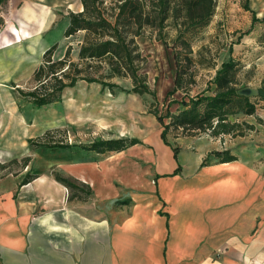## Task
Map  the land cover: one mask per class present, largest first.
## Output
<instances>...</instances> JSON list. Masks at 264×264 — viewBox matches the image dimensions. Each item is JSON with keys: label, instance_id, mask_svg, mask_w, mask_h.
<instances>
[{"label": "crops", "instance_id": "obj_1", "mask_svg": "<svg viewBox=\"0 0 264 264\" xmlns=\"http://www.w3.org/2000/svg\"><path fill=\"white\" fill-rule=\"evenodd\" d=\"M249 7L260 18L264 0H249ZM81 8L7 0L0 82L10 73L6 58L13 66L31 61V69L47 48L58 47L67 24L66 17L56 22L58 10ZM256 115L264 121V113ZM248 124L254 127L179 137L175 158L160 139L162 155L144 164L154 170L127 192L101 175L67 170L90 187V197L68 199L52 175L25 184L0 178V264H264V127ZM212 151L234 159L220 161Z\"/></svg>", "mask_w": 264, "mask_h": 264}, {"label": "rangeland", "instance_id": "obj_2", "mask_svg": "<svg viewBox=\"0 0 264 264\" xmlns=\"http://www.w3.org/2000/svg\"><path fill=\"white\" fill-rule=\"evenodd\" d=\"M61 1L71 9L81 7L75 0ZM242 2L216 0L215 10L208 24L184 36L190 44L189 50L183 43L176 42L177 32L171 17L165 22L162 36L158 37L153 28H146L143 35L135 38L143 57L139 62L138 72L145 77L155 94L154 98L148 93L139 95L130 92L132 84L129 78L114 77L108 81L122 87L115 88L114 92L96 82L78 81L74 87L65 89L60 102L34 106L20 97L15 92V87L26 89L33 85L32 73L41 62L42 55L31 69V61L16 62L13 66L11 58H6V68L10 73L0 82V118L2 116L4 123V127H0V162H6L8 167L0 170V178L16 177L22 180L40 174L68 176L64 172L67 170L72 175H101L109 181H117L120 192H127L130 187L142 186L141 179L154 170L148 169V165L144 164L154 163L162 155L161 145H164L159 137L161 126L151 112L154 108H158L159 113L164 115L166 103L171 100L170 110L176 113L180 108L176 101L181 98L195 96L203 91L211 94L208 86L211 85L216 70L221 62L227 61L231 56L240 63L235 85L238 88L261 86L264 79V22L255 23L249 33L238 37L251 25V14L244 12ZM3 10L6 12L5 5L0 9V19L4 21ZM68 10L57 11L58 25H62V19L67 17ZM3 27L4 23L0 29ZM81 34L80 32L71 37L62 35L54 57L62 56L66 46L70 44L71 57L76 60ZM174 53L178 54L181 63L183 81L181 88L166 98L167 92L173 88ZM249 98L257 106L255 113H239L230 118L241 122L240 129H247L244 122H256L264 127V121H258L256 115L258 112L264 113V99L257 95ZM9 114H12L10 120L7 117ZM47 131L49 132L42 137ZM204 133L209 131H200L198 134ZM196 135L197 133L188 135L181 128L170 127L167 139L174 145L179 137ZM120 136L136 137L142 143L119 154L85 149L92 141ZM29 138L49 143H69L72 146L62 149L47 148L29 143ZM13 159L17 161L10 162ZM25 161L28 163L24 166Z\"/></svg>", "mask_w": 264, "mask_h": 264}, {"label": "trees", "instance_id": "obj_3", "mask_svg": "<svg viewBox=\"0 0 264 264\" xmlns=\"http://www.w3.org/2000/svg\"><path fill=\"white\" fill-rule=\"evenodd\" d=\"M242 1V7L251 12V25L238 37L249 33L255 23L264 22V13L261 18L257 17L249 7V0ZM6 2L7 0H0V9L6 5ZM80 3L81 10H68L67 24L63 31L64 37L82 33L78 42L76 60L71 57L70 44L66 46L61 57L55 58L57 43H54L43 52L41 62L33 70V85L26 89L15 87V92L34 106L60 102L65 89L74 87L78 81L96 82L107 87L110 92H114L115 88H122L117 83L108 81L114 77L129 78L132 84L129 88L130 92L139 95L148 93L154 98L155 94L146 83L145 77L138 72L139 62L143 57L135 38L143 35L146 28H153L158 37L162 36L165 22L171 17L174 19L173 25L177 32L176 42L183 43L189 50L190 44L184 36L206 26L216 6V0H80ZM0 20L1 27L4 21ZM229 50H232V46ZM174 58L173 88L167 92L166 98L182 86L183 72L177 53H174ZM187 60L191 61L190 57H187ZM239 65L240 63L232 56L227 61L221 62L211 85L208 86L212 93L205 94L203 91L195 96L181 98L176 101L180 106L176 113L170 110L171 100L166 103L164 115L159 113L158 108L151 111L161 126L159 137L165 145L171 147L174 158L178 147L167 139L170 127L181 128L188 132V135H195L200 131H209L208 134L214 136L236 133L241 124L232 120L230 116L255 113L257 109L255 102L237 93L238 87L235 83ZM258 90L257 96L264 99V79ZM167 118L169 121H166ZM243 124H246L247 128L254 127L246 122ZM35 140L38 139L29 138L28 142L47 148L62 149L72 146L63 142L49 143ZM139 143L142 141L136 137L120 136L92 141L85 146V149L101 153L119 152ZM210 154L218 157L220 161L234 159L228 151H212ZM16 161L13 159L10 162ZM27 163L25 161L24 166ZM7 167L6 162H0V170ZM53 176L68 188L70 200L85 199L91 193L87 184L68 176L59 174ZM35 177L23 178L20 184H25Z\"/></svg>", "mask_w": 264, "mask_h": 264}, {"label": "water", "instance_id": "obj_4", "mask_svg": "<svg viewBox=\"0 0 264 264\" xmlns=\"http://www.w3.org/2000/svg\"><path fill=\"white\" fill-rule=\"evenodd\" d=\"M237 93L239 95L249 97V96H253V95H258L259 90H258V88H253V87H249V86H241L237 89Z\"/></svg>", "mask_w": 264, "mask_h": 264}, {"label": "bare ground", "instance_id": "obj_5", "mask_svg": "<svg viewBox=\"0 0 264 264\" xmlns=\"http://www.w3.org/2000/svg\"><path fill=\"white\" fill-rule=\"evenodd\" d=\"M35 123H36V121H35ZM33 126V125H32ZM36 126V125H35Z\"/></svg>", "mask_w": 264, "mask_h": 264}]
</instances>
